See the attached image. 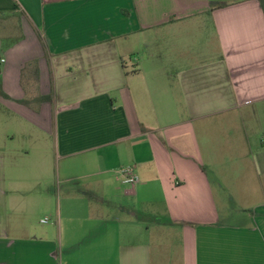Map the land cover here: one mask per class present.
Returning a JSON list of instances; mask_svg holds the SVG:
<instances>
[{"label":"crops","instance_id":"1","mask_svg":"<svg viewBox=\"0 0 264 264\" xmlns=\"http://www.w3.org/2000/svg\"><path fill=\"white\" fill-rule=\"evenodd\" d=\"M0 60V264H264L256 0H0Z\"/></svg>","mask_w":264,"mask_h":264},{"label":"rangeland","instance_id":"2","mask_svg":"<svg viewBox=\"0 0 264 264\" xmlns=\"http://www.w3.org/2000/svg\"><path fill=\"white\" fill-rule=\"evenodd\" d=\"M202 29H205V30H202ZM202 29H201V34H200L201 36H199L201 38H199V40H192L190 42V45H193V49L196 48V49H199V50L200 49L203 50L206 47V48H209V49H212L213 50V47L211 45L213 43V37H212L211 32H209L207 28H202ZM5 39H9V38H5ZM9 41L11 42L10 39L7 40V42H9ZM12 127H13V124L10 123V128H12ZM262 140L264 142V138ZM13 147H15V148H17V147L18 148H21V147H24V148L29 147L30 148V144L29 143L27 144V143L23 142V140L16 138ZM53 150H54V146H53V140H52V171L50 172L52 178H49V181H48V182L51 183V185H52V180L54 179V175H55L54 172L58 168V165H59V161L58 160L56 161L54 159V157H53V152H54ZM250 163L252 165H255L257 167L258 172H259V167H258V162H257L256 157L253 158L250 161ZM252 172H254V171H251L250 172V176L249 177H252ZM262 177L263 176H260V178H262ZM45 179L48 180V178H45ZM211 180H215V179L211 178ZM75 185H78V184L76 183ZM61 192H62V197H64V195H63L64 191H61ZM227 198L229 199L228 195L226 194V197L221 202L222 203L221 205L222 206H226L227 210H229V213L230 212L233 213V217H229L231 219H228V218H226L225 213H223V211H220V214H221L220 221L222 223H236V221L237 222H241L242 220H244L245 219V216H247V214H243L241 212V210L243 209L242 206H241L242 204L238 203V200L237 199H235L231 203V201H226ZM53 207H54V204H53ZM242 215H245V216L242 218ZM53 216H54V213H42L41 212L40 214H38V212H35L34 214L31 215V217L27 220V222L30 221L29 223L31 224V226L34 229L43 230V229H45L47 227H50V226H52V228H54L55 225H54ZM40 220H47V221L45 223H41ZM141 221H142L141 219L137 220L138 224H139V222L141 223Z\"/></svg>","mask_w":264,"mask_h":264},{"label":"trees","instance_id":"3","mask_svg":"<svg viewBox=\"0 0 264 264\" xmlns=\"http://www.w3.org/2000/svg\"><path fill=\"white\" fill-rule=\"evenodd\" d=\"M260 8L262 10V13L264 15V0H256ZM224 4H213L211 3L209 5L210 10H213L215 8L223 7ZM38 77H39V71L37 62L32 61L29 63H26L21 70L20 80H28L31 82V95L26 96L24 100L20 101L21 104L28 107L29 109L38 112L40 109V106L45 102H50V97L48 96H42L39 94L38 91Z\"/></svg>","mask_w":264,"mask_h":264},{"label":"built area","instance_id":"4","mask_svg":"<svg viewBox=\"0 0 264 264\" xmlns=\"http://www.w3.org/2000/svg\"><path fill=\"white\" fill-rule=\"evenodd\" d=\"M0 62L2 63L3 60H0ZM120 174L122 178V183L126 186L133 187L138 182L137 177L133 174L130 168L121 170ZM46 221L47 220H42L41 223H45Z\"/></svg>","mask_w":264,"mask_h":264}]
</instances>
